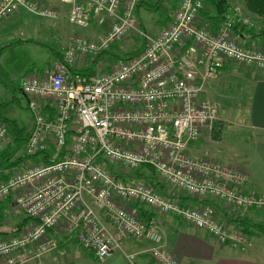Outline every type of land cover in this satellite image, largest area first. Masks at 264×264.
Masks as SVG:
<instances>
[{
  "label": "built area",
  "instance_id": "2783aa9c",
  "mask_svg": "<svg viewBox=\"0 0 264 264\" xmlns=\"http://www.w3.org/2000/svg\"><path fill=\"white\" fill-rule=\"evenodd\" d=\"M60 1L69 5L70 24L96 23L104 32L96 38L74 35L63 51L64 63L21 80L33 117L24 154L39 153L44 160L2 171L0 201L11 198L31 222L0 239V264H42L41 255L57 247V235L75 240L98 260L132 238L149 242L157 264H184L166 249L153 213L176 215L218 245L245 250L250 239L229 226L221 210L233 215L264 209V193L247 189L244 169L219 161L206 148L198 155L189 151L219 122L217 102L199 99L205 85L230 63L264 70V48H244L233 35L234 17L250 23L240 3L227 0L232 13L212 31L199 15L208 0H179L171 21L149 34L139 30L133 14L138 0ZM21 10L44 18L60 15L39 0H0V22ZM131 31L145 41L140 54L107 63L105 71L70 72L73 65L80 69L78 57L106 50ZM6 138L0 122V144ZM144 165L165 190L129 179ZM203 200H220L221 209L192 203ZM132 204L152 214L142 217Z\"/></svg>",
  "mask_w": 264,
  "mask_h": 264
},
{
  "label": "crops",
  "instance_id": "0c3cea01",
  "mask_svg": "<svg viewBox=\"0 0 264 264\" xmlns=\"http://www.w3.org/2000/svg\"><path fill=\"white\" fill-rule=\"evenodd\" d=\"M39 1L56 8L60 15L57 18H42L35 15L32 16V14L21 10L3 19L0 22V59L6 46L13 44L16 39H21L25 34H29V31H38L39 29H42L43 32L50 33V36L53 39L51 41H54L57 46L56 48L53 45V48H51L53 55L50 62L51 65L61 60L62 52L69 45L74 34L78 33L85 36L89 34L90 36L87 37L96 38L104 32V27L95 23L86 27L87 29L80 27H77L76 30L69 29L66 24L64 25V21H67L66 13L69 8L68 4L63 3L60 0ZM156 1L157 0H143V2L139 4L137 10L142 26L145 27L142 20L143 16L149 21L148 25L151 29L149 34H155L168 24L172 19L173 11L179 4V0H161L160 6L157 9L155 8L152 10V5ZM237 2H239V5L244 8V0H238ZM211 9H213V7H209L207 2H205L204 8L200 11L201 18L204 19L206 15H211L213 13ZM246 13L250 19L251 26H246V28L242 29L237 28V32H235L237 43L241 46L264 48V20L250 12L246 11ZM35 18L50 19L52 22L39 21ZM90 26L99 27L101 31L89 33L87 30ZM247 27H251V30L247 29ZM82 30H86L87 34H84ZM144 31H147L148 33L146 27L144 28ZM31 34L25 37L28 39H35ZM47 37L49 39L48 35ZM111 48L112 45H109L108 50ZM111 51L114 54L112 49ZM96 57L97 54L78 57L79 60L77 61V65H79L80 68H90L89 70H94L96 68L95 70L102 71L105 66V64L103 65V62L111 61L110 59L107 60V58H104L101 61H96ZM230 66L231 63L225 65L220 70L218 78L206 84L205 91L200 93L205 95L204 99H211L215 96L216 91L212 88L213 84L220 92L225 81H228L231 74L237 71L230 70ZM238 68L241 67L238 66ZM22 77L23 74L20 77V80L12 85L2 79L0 73V122L7 126V138L6 141L0 144V152H3L4 148L11 147V141L13 140L15 132L19 134L21 132L24 133V126L16 120L20 114L11 110V103L13 99L17 98L14 96L16 91H18L19 95L26 100V97L21 91L20 83ZM238 77L245 82V98L243 100V106L241 107L242 109H239L236 113H240L242 110L241 114L245 115L242 117H245L248 121V125L254 132V136L249 139V145L251 146V149H253L249 159L246 161L239 160L238 164L233 165L248 172L249 183L247 184V189L264 193V70L247 67L244 68V71H242ZM236 87L240 88L239 83L236 84ZM17 102L19 103L18 100ZM25 109L28 111L27 100ZM28 112L31 117L30 123H28L29 132L32 127L33 117L30 111ZM18 125L22 127H19ZM17 128L22 131H17ZM197 147V142L192 143L189 148L190 153H195L194 151ZM21 154H23L22 151ZM213 157L216 158L215 156ZM27 160L23 161L22 164L20 162V164H26ZM1 172L0 178L4 173ZM2 202H0V239H8L17 233L19 221L16 218V215L18 212L16 210L17 208L12 204L7 206ZM132 207L140 213L141 207L136 206L135 204H132ZM14 208H16L15 212H13ZM250 210L255 211L254 209ZM101 215L109 228L113 229L112 221L105 217L103 213H101ZM256 215L260 218V214ZM141 216L143 217V215ZM155 217L158 228L162 233L166 249L173 255H176L184 264H264V237L251 238L250 245L245 250L239 251L242 256H233L229 250L230 248L218 245L208 233L195 229L182 219L170 214H155ZM251 218L254 219L253 217ZM261 221L264 222V220ZM204 236L212 241L211 244L204 239ZM57 237L58 246L53 251L41 255L40 260L42 264H157L147 251L149 242L144 240L128 238L118 250L113 252L111 256L104 260H98L91 252L83 249L77 242L64 241L63 237L60 235H57ZM254 238L256 239V244L253 241Z\"/></svg>",
  "mask_w": 264,
  "mask_h": 264
},
{
  "label": "rangeland",
  "instance_id": "374dc122",
  "mask_svg": "<svg viewBox=\"0 0 264 264\" xmlns=\"http://www.w3.org/2000/svg\"><path fill=\"white\" fill-rule=\"evenodd\" d=\"M142 18L144 25L148 30V33H150L149 31H151V29L148 25L149 21L144 16ZM35 19L39 21L41 20L52 22V20L50 19ZM67 22L68 21H64V25L66 24L69 29H77V26L71 25ZM87 31H89V33H94L100 32L101 30L99 29V27L90 26ZM82 32L84 34H87L86 30H82ZM29 34H31L35 39H28L27 37H25L29 36ZM29 34H25L21 37V39H16L13 44L6 46L4 52L1 55L0 73L2 79H4L8 84L13 85L17 83L20 80L22 74L26 72L34 73L36 70L40 71L46 65H51L50 62L51 58L53 57L51 48H53V45L56 48L57 46L54 41H51L53 39L50 36V33H46L45 31L43 32L42 29H39L38 31H29ZM47 35L49 36V39ZM87 36L90 35L87 34ZM141 42L142 39H140L137 35H132L127 39L123 38L115 40L112 43L114 56H116L115 54L121 56L124 53L129 52L128 50L134 47H138ZM111 61L117 62L118 60L112 59ZM107 63H109V61H104L103 65ZM235 65L236 64H231L230 70L237 71L231 74L228 81H225L224 86L220 90V92L215 88L214 84L212 85V88L214 89V91H216V93L213 98L209 99L214 100L218 104L217 115L219 118V122L217 123L216 127H214L212 131L209 132L208 135H206V137H202L199 141H197L198 147L194 151L195 153H193L195 155H198L197 153H200L202 149L206 148L219 161L228 162V164L234 165L238 164L239 160L246 161L249 159L250 154H252L253 151V149H251V146L249 145V139L254 136V132L248 125V121L245 119V117H242L245 116L241 114L242 110L240 113H236L239 109H242L241 107L243 106V100L245 98V82L238 77L239 74L244 71V68H238V65ZM237 83H239L240 88L236 87ZM205 89L206 85L203 90L205 91ZM14 96H16L17 98L13 99L11 103V110L20 114L18 115L16 120L20 122L22 126H24V133L26 134L28 132V123H30L31 120L28 112L29 110L27 111L25 109L26 100L24 97H21L19 95L18 91L15 92ZM204 98L205 95L203 93L199 95V99L204 100ZM17 100L19 101V103L17 102ZM23 150L24 147L22 148V152ZM132 178H135V174H132L129 179L133 180ZM150 181L155 184V188L158 190H165L167 188V185L159 182L153 175L151 176V178L150 176H148L147 182ZM15 209L16 208H14L13 212H15L16 210L18 212L16 218L18 219V221H22L23 218H25L26 214L18 208L16 210ZM250 209L251 208H248L245 211H235L232 216L237 218L244 217V215H249L253 217L254 220H264V209H260L259 211H251ZM97 211L99 214L103 213L100 209H97ZM256 214H260V218ZM236 229L243 232L239 228ZM204 237V239L211 244L212 241L209 240L206 236ZM259 237L263 238V236ZM253 241L256 244L255 238L253 239ZM229 250L231 251L233 256H242V254L239 252L241 250L239 249L230 248Z\"/></svg>",
  "mask_w": 264,
  "mask_h": 264
},
{
  "label": "trees",
  "instance_id": "16d2710c",
  "mask_svg": "<svg viewBox=\"0 0 264 264\" xmlns=\"http://www.w3.org/2000/svg\"><path fill=\"white\" fill-rule=\"evenodd\" d=\"M236 1H238V0H236ZM142 2H143V0H138L134 6V11H133L134 16L137 18V22H138L140 31H144V28H145L144 26H142L141 19L139 17L138 11H137L139 4H141ZM205 2H207V5H209V7L210 6L213 7V9H211L213 13L211 15H206L205 16L206 18L204 17V19H205V21L207 20V23L210 24V29L212 31H215L223 23L224 20L229 18V15L232 13L230 3L227 2V0H208ZM160 4H161V0H157L155 3H153L152 10L155 8L157 9L160 6ZM246 11L250 12L251 14L257 15L264 20V0H244V8L241 7V15L244 17L248 16ZM29 14H31V13H29ZM199 15H200V17H202L200 12H199ZM38 17H40V16H38ZM172 17H173V15H172ZM42 18H44V17H42ZM250 24L251 23L244 25V24H242L241 20H239L237 17H234L232 28H233V35L235 36V38H236L235 32H237V28H241V29L246 28V26H251ZM90 25H92V23H90ZM99 26L105 27L104 25H99ZM247 29L251 30V27H249V28L247 27ZM144 32H147V31H144ZM130 33L131 34L124 39H127V38L131 37L132 35L139 36V38L142 39V42L140 43V45L138 47H134V48L128 50L129 52L124 53L121 56H119L117 54H115L116 56H114V54L111 51L112 48L109 50L103 49V51H100L99 53H97V57L95 58L96 61H101L104 58H107V60L108 59H110V60H112V59L125 60V59L131 58L133 56L140 54L144 50L145 41L139 33L133 32V31H131ZM74 35H76V34H74ZM121 39H123V38H121ZM113 42H111L110 45H112ZM243 47L245 48V47H249V46H243ZM255 48H258V47H255ZM57 62L64 63L63 52H62L61 60H59ZM109 63H111V62H109ZM46 67L50 68L51 65L50 66H47V65L44 66V68H42L38 72H37V70L34 73L26 72L23 74V77L27 74H35V73L40 74V73H42V71ZM240 67L241 68H247V67L248 68H250V67L254 68L253 66H240ZM108 68H109V65L106 64V66H104L102 70L105 71ZM89 69L90 68L77 69L74 65L70 66V68H69V70L72 74L79 73L81 76H82V74H88L89 72H95L96 71L95 70L96 68L94 70H89ZM46 106L44 107V109H46ZM32 126H33V122H32ZM31 129H32V127H31ZM17 131L21 132L22 130L17 128ZM30 131L26 134L23 132H21L20 134L15 132L13 140L11 141V147L10 148H8V147L4 148L3 152H0V171L10 170L12 167L19 168L22 166L21 165L22 162L27 160V159L28 160L30 159L31 161H34V162H37V160L43 159V156L39 155V153H36L35 155L29 157V156H26L24 154V150H23V152H22L23 154H21L22 148L23 147L25 148V143H26V140L30 134ZM20 162H21V164H20ZM134 174H135V178H132L133 180H141V181L146 182L152 186L154 185L153 187H155V184L153 182H151V181H150L151 183L147 182L148 176H150V178L152 176V168L149 165H144V166L139 167ZM5 176L6 175H2L1 178L5 179L6 178ZM0 202L5 203L7 206L12 204L11 198H5V199L1 200ZM201 202L211 204L214 206L215 209H221L220 206L222 205L220 200H216V201H214V200L213 201L203 200V201H195L192 203L193 204H200ZM208 202H210V203H208ZM251 209H253V207H251ZM255 211H259V210H255ZM140 214L143 215V217H147V216H150L152 213L149 214V212L147 210H145L143 207H141ZM155 214H158V213H154V216H155ZM170 215H173V214H170ZM173 216L181 219L180 217H178L176 215H173ZM220 216H222V218H224L229 225H232V227L241 229L247 235V237L249 239H251L253 237H259V236L264 237V222L254 220L251 217H249L248 215H244V217H237L236 218V217H233L232 215H229V214L227 215L225 210L224 211L221 210ZM30 222H31V219L27 216H25V218H23L22 221H19V225H18L16 234L20 233L21 229L24 226H26L27 224H29ZM73 241H75V240H73Z\"/></svg>",
  "mask_w": 264,
  "mask_h": 264
}]
</instances>
